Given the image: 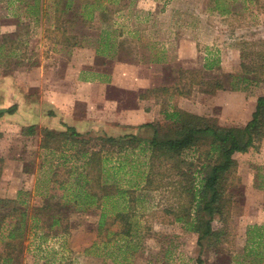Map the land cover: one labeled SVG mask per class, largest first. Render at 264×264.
I'll use <instances>...</instances> for the list:
<instances>
[{
	"label": "rangeland",
	"instance_id": "rangeland-1",
	"mask_svg": "<svg viewBox=\"0 0 264 264\" xmlns=\"http://www.w3.org/2000/svg\"><path fill=\"white\" fill-rule=\"evenodd\" d=\"M89 1L68 0L67 7L66 0H0V45L5 44L0 49V79L13 72L15 77H20V80H14L18 91L15 94L12 95L11 88L5 94L0 89V108L16 103L15 112L21 108L22 117L26 116L25 119L17 116L10 118L6 114L0 117V198L4 199L0 205H10L5 203V199L13 200L18 209L25 207L30 213L33 206L53 205L43 217L47 222L50 221L49 215L57 212L59 203L56 204V201L62 193L58 184L51 180L55 177L58 180L67 177V162L61 161V155L68 151L73 155V152L62 145L61 134L65 132V126L63 130L56 132L55 138L51 136L50 147L41 146V139L47 134V130L36 128L33 120L27 121L26 110L30 106L31 111L36 114L50 112L45 102L52 96V86L59 83L65 70L75 67L74 57L79 52L76 53L77 50L68 47L69 45L64 47L60 28L67 27L69 32H82L81 56L91 55L95 52L93 44L107 36L102 31L108 27L109 15L114 14L115 9L128 11L130 5L128 0H117V3L93 0L92 17L82 20L80 12ZM133 4L138 9L150 5L147 1L146 6L144 2ZM174 5L181 11V25L189 23L200 27L197 57L204 58L208 52H211L209 57L215 58L219 54L225 57L224 68L212 72L199 71L197 80L221 79L230 87V81H237L244 76L246 81L242 83L244 88L240 90L246 93V101L251 102L257 96L264 95V82L260 81L263 72L261 74L258 70L254 74L245 73L237 65V61H241V51L245 52L244 62L248 65H259L264 61V0H174ZM211 10L226 13L219 16L210 13ZM125 11L117 19L118 23L120 20L121 25L130 26L132 22L141 24L134 21V18L127 17L131 14ZM207 29L211 32L205 33ZM99 35L101 40H98ZM213 38H217L220 45ZM211 41L213 44H208ZM97 59L99 64L104 63V58ZM84 61L86 63L83 66L91 63L88 58ZM92 64H96V61ZM38 67L39 71L35 72ZM31 70L35 74L30 73ZM29 74L32 76V86L37 90L36 98L28 97L31 87ZM53 78L57 80L53 81ZM7 83L5 81L4 86L8 89L10 84ZM207 84L204 82L205 90L211 93V87ZM21 94L24 96L21 97ZM206 114L223 126L244 124L236 122L229 113H221L215 106H209ZM29 125L34 126L36 133L31 134L26 130ZM102 135L98 132L94 136L77 137L80 139L76 143L77 150L85 147L90 151L93 147H98ZM205 147L206 144H202L178 159V169L188 174L185 177L173 174V181H190L192 177L193 182L198 181L199 175H203L197 169L203 159ZM233 157L237 162L235 175L226 179L223 196L229 200V209L224 213V221L217 215L211 220L213 230H221L217 236L199 239L197 233L187 231L181 223L172 222L166 208L177 205L178 198L179 203L186 204L188 195L182 191L181 195L175 192L173 196L169 187L162 185L158 190L137 189L136 200L132 202L134 205H121L116 199L107 203L109 208L113 206L109 214L123 206L133 213L130 219L140 234L139 238L130 243L134 246L133 249L125 252L121 237L103 244L106 239L105 230L99 233L96 230L99 210L84 213L74 211L73 208L66 210V206L60 204L63 207L59 213L65 215L69 231L55 234L54 230L30 229L19 250L14 253L11 264H264V238L257 247L248 240V232L252 227L254 230L259 228V232L264 235V139L258 149L235 153ZM126 159L135 161L136 173L137 168L143 166L140 162L145 156L129 152ZM135 173H129L127 179L133 181ZM169 180L171 181H163L166 183ZM117 183L120 185L124 182L117 179ZM5 210L6 208L0 207V213ZM10 221L8 218L6 225ZM6 227H3V236L6 235ZM111 228L116 229L114 226ZM46 231L48 233L45 237H39ZM93 241L96 244L91 246ZM2 245L0 243V247Z\"/></svg>",
	"mask_w": 264,
	"mask_h": 264
},
{
	"label": "crops",
	"instance_id": "crops-1",
	"mask_svg": "<svg viewBox=\"0 0 264 264\" xmlns=\"http://www.w3.org/2000/svg\"><path fill=\"white\" fill-rule=\"evenodd\" d=\"M146 1L150 3L148 7ZM92 2L93 0H90L89 4H85L86 8L81 10L82 20L92 17ZM109 2L118 1L109 0ZM128 2L130 4L128 11L115 9L114 14L109 15L108 27L102 31L107 36L101 40L99 35L98 40L101 41L93 44L94 54L81 56L82 32L78 30L69 32L67 27L60 28L64 47L69 45L68 47L77 50L76 53L79 52V54L75 53V67L65 70L59 83L52 86L50 90L52 96H49L50 99L45 102L46 108H50L51 111L36 114L29 106L26 110L27 121L33 120L36 128L53 130L55 133L63 130L64 126L65 130L66 126H71L80 134L79 136H94L101 132L102 137L120 138L136 135L148 141L154 136L157 126L169 121L177 109L199 116H209L206 114V109L215 106L221 113L231 114L236 122L246 123L250 119L257 97L248 102L246 93L242 90H232L224 85L222 88L212 89L210 93L205 90L204 82L197 84L195 77L197 69L202 72L220 70L224 68L225 57L222 54L215 58L209 57L211 52H208L204 58L199 57L202 59L200 61L196 55L200 27L196 24L194 26L189 23L180 24L181 11L175 7L174 0H128ZM140 2H144L146 7L138 9L136 8L138 6L133 4ZM124 11L131 14L127 17H132L141 24L132 22L130 26L121 25L120 20L118 23L117 19H120ZM210 13L220 16L226 12L211 10ZM208 31L211 32L207 29L205 33H209ZM213 40L220 45L217 43L219 42L217 38ZM208 44L212 45L213 42ZM1 45L0 49L4 47ZM12 49H14V41H12ZM99 57L104 58L103 64H99L97 59ZM87 58L91 63L83 66ZM94 60L96 64H92ZM237 63L240 68V61ZM38 71L39 67L35 72ZM35 72L30 71L33 74ZM16 79L20 80V77H15L14 72L1 77L0 89L3 94L8 92L9 88L12 90V95L18 92L14 83ZM29 79L31 87L28 97L36 98L37 90L32 86L30 74ZM55 80L57 79L53 78V81ZM5 81L10 84L8 89L4 86ZM20 109L5 116L22 117ZM25 117L23 115L22 119ZM99 141L100 145L91 150L100 148L102 142ZM62 145L73 152V155L70 151L61 155V161L67 162L66 168L71 172V167L80 165L82 158L76 142L71 144L63 141ZM107 146L109 145L106 144ZM111 149L113 148L102 150L104 179L117 185V179H121L124 183L118 186L141 189L147 173V152L140 149H126L116 153ZM129 152L145 156L140 162L143 166H139L136 173L135 161L126 159ZM129 173L136 174L133 181L127 179Z\"/></svg>",
	"mask_w": 264,
	"mask_h": 264
},
{
	"label": "trees",
	"instance_id": "trees-1",
	"mask_svg": "<svg viewBox=\"0 0 264 264\" xmlns=\"http://www.w3.org/2000/svg\"><path fill=\"white\" fill-rule=\"evenodd\" d=\"M66 2V6L69 5L68 0ZM244 56L245 52L241 51L240 69L245 73L254 74L258 70L259 73L263 72L260 81L264 82V61L259 65L255 63L248 65L244 62ZM199 71L197 70L195 73L197 84L201 82L197 80ZM244 81H246L244 76L239 77L237 81H230V88L240 90L244 88L242 86ZM202 82L208 83L211 90L222 88L225 85L221 79ZM16 109V103L0 108V117L4 114H13ZM26 130L31 134L36 133L33 125H29ZM44 130L46 131V129ZM48 131L41 139L43 141L40 143L41 146L50 147L51 136L56 137L57 133L54 131L48 133ZM79 135L73 127L66 126L61 137L64 142L75 144L80 141L77 138ZM263 139L264 95L257 96L251 117L243 125L223 126L218 124L214 117L199 116L177 109L169 121L157 126L154 136L148 141L136 135H126L120 138L101 137L99 140L102 143L99 149L88 151L83 147L78 150L82 161L80 165L71 167V172H69V168L67 169V172L70 173L67 174V177L62 180L55 177L51 180L58 184L62 193L56 201V204L59 203L57 212L49 215L50 221L47 222L43 217L49 209L53 208V205L33 206L31 213L25 207L22 210L18 209L13 200L5 199V203H10V205H0L1 208H6L4 213H0V243L3 244L0 247V264H11L14 253L19 250L26 232L30 229L54 230L55 234L67 233L69 223L65 221V215L59 213L63 207L60 204L65 205L66 210L73 208L74 211L84 213H92L94 209L99 210L96 230L98 233L105 230L106 239L103 244L106 245L115 237H121L125 252L134 248L130 243L139 238L140 234L130 219L133 213L123 206L122 208L117 207L115 212L109 214V211L113 210V206L112 208L107 206L108 201L112 199L120 201L121 205H134L132 202L136 200V189L120 187L116 183H109L104 179L102 150L109 147L113 148L111 150L116 153H121L126 149H140V151L147 152V173L142 188L158 190L162 185H166L173 196L175 192L181 195V192L184 191L183 194L187 193L188 195L186 204L179 203L178 198L177 205L169 206L165 210L171 215L170 220L181 223L187 231L197 233L199 239L204 236H217L221 230H213L211 220L217 215L224 221L222 219L224 213L226 209H229V200L223 196L226 179L235 175L237 162L233 155L247 152L249 149H258ZM83 141L85 142L84 139ZM106 144L109 146L106 147ZM202 144H206V147L197 171L202 172L203 175H199L196 183L193 182V177L190 181H173V174L179 176L181 174L183 177L188 174V172L178 169V159L183 157L186 152L199 148ZM71 177L72 181H70ZM164 178L171 179V181L165 183ZM3 200L0 198V202ZM8 218L11 221L6 225L5 221ZM4 226H7L5 236H3ZM112 226L116 229H112ZM47 233L48 231L42 232L39 237H45ZM248 234V240L255 247L259 246L264 238V235L259 232V228L254 230L252 227ZM95 244L93 241L91 246Z\"/></svg>",
	"mask_w": 264,
	"mask_h": 264
}]
</instances>
